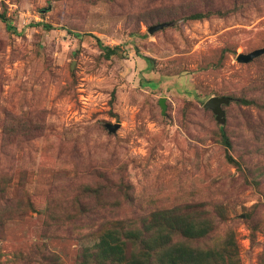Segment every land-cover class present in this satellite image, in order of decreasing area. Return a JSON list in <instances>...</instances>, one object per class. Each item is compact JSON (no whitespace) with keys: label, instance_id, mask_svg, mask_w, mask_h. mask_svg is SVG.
Masks as SVG:
<instances>
[{"label":"rangeland","instance_id":"obj_1","mask_svg":"<svg viewBox=\"0 0 264 264\" xmlns=\"http://www.w3.org/2000/svg\"><path fill=\"white\" fill-rule=\"evenodd\" d=\"M0 14V264H173L179 249L264 264V53L236 60L264 49V0H0Z\"/></svg>","mask_w":264,"mask_h":264},{"label":"trees","instance_id":"obj_2","mask_svg":"<svg viewBox=\"0 0 264 264\" xmlns=\"http://www.w3.org/2000/svg\"><path fill=\"white\" fill-rule=\"evenodd\" d=\"M212 15H217V16H222V12L220 11H215L212 12V14H191L189 15L186 19L187 20H200V19H205L208 18ZM0 21H2L3 23L7 24V18L0 14ZM46 28L50 27V26H44ZM98 46L100 47V49L102 50V52L104 53V58L105 59H110L112 56H116L119 54V49L114 47V48H110L108 46H102L100 42H98ZM223 141L225 143L226 147H229V141L227 139V137L223 136ZM206 232L199 234L198 237H206ZM187 237H195L197 236V234L194 233H188V235L186 234ZM112 235H110V233H107L104 238L101 241V245L105 247V254L108 255H115L116 257H118V261L119 259H121V261L123 260V249H122V243L119 244V241H116V243L111 244L108 242V238H111ZM155 254H157V252L155 251H149L147 254L143 255V260L141 259H131L129 262H125V264H146V263H150L151 259L155 256ZM225 257L227 258V260H231L233 257L235 258V255H230L228 253H226ZM180 261H184L187 264H213L216 262V257L214 255L213 252L211 251H206V252H202V251H197V250H192V249H179V251L177 252L176 256L170 260L171 263L176 264ZM120 263V262H119Z\"/></svg>","mask_w":264,"mask_h":264},{"label":"water","instance_id":"obj_3","mask_svg":"<svg viewBox=\"0 0 264 264\" xmlns=\"http://www.w3.org/2000/svg\"><path fill=\"white\" fill-rule=\"evenodd\" d=\"M162 25L160 26H155L149 29V33H152L153 31L157 30L158 28H161ZM264 53V49H259L255 50L249 54H240L237 56L236 60L239 63H248L249 61L253 60L255 57L261 55ZM228 102L227 98H218V97H213L210 98L205 104L204 108L205 109H210L214 114H216L219 118L223 117V110L221 109V105L226 104ZM160 106L162 110L165 109V106L162 101H160ZM109 132H115L116 129L118 128V125H109L107 126Z\"/></svg>","mask_w":264,"mask_h":264}]
</instances>
